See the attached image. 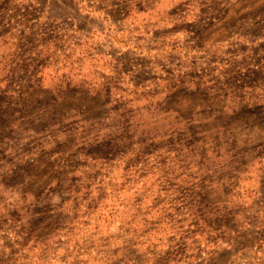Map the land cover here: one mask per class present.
I'll list each match as a JSON object with an SVG mask.
<instances>
[{"label":"rangeland","instance_id":"1","mask_svg":"<svg viewBox=\"0 0 264 264\" xmlns=\"http://www.w3.org/2000/svg\"><path fill=\"white\" fill-rule=\"evenodd\" d=\"M122 1L101 45L0 0V264H264V0Z\"/></svg>","mask_w":264,"mask_h":264},{"label":"crops","instance_id":"2","mask_svg":"<svg viewBox=\"0 0 264 264\" xmlns=\"http://www.w3.org/2000/svg\"><path fill=\"white\" fill-rule=\"evenodd\" d=\"M16 3L18 0H11ZM36 9V17L40 21H53L64 22L72 21L71 28L79 36H87L90 39H94L96 33L103 36V39H94L101 41V45L105 37L112 33L111 23L114 18H117L118 22H122L125 18V13L120 11V7L123 4L122 0H116L112 6L108 7H90L82 0H26ZM172 5L178 3L180 0H171ZM143 9L134 13L136 16H148L152 9L150 6L145 5L142 0ZM119 6V7H118ZM159 11V8H158ZM116 14V16H114ZM78 16L82 17L85 21V27L80 26L77 23ZM109 33V34H108ZM112 41V40H111Z\"/></svg>","mask_w":264,"mask_h":264},{"label":"clouds","instance_id":"3","mask_svg":"<svg viewBox=\"0 0 264 264\" xmlns=\"http://www.w3.org/2000/svg\"><path fill=\"white\" fill-rule=\"evenodd\" d=\"M94 39H103V36L99 33H96L94 36ZM76 55H84V51H83V47L77 49V52L71 57L70 60H64L62 61L63 66L60 67V71L62 72H68L70 75L76 77L77 79H79L81 76H85L87 75V77L89 79H93L95 78V80H99L101 79L99 76V72L93 73L92 69L93 67H95L96 69H98L99 71L105 72L109 75H112V69L110 66L106 65V61L108 59H110L109 57H97L95 61L92 60H87L85 61L84 64V68L83 70H81V68L77 65L76 60H75V56ZM161 85L164 83V81H160ZM129 89H131V85L128 86ZM151 87V85H150ZM117 96H121L122 98H128L130 100V104L132 107H136L137 105H143L145 103H147V97L144 96H140V90H137L135 92L129 90V91H125L122 94L120 92H116ZM139 97V98H137ZM141 111L144 112L145 117L147 116L146 111L141 108ZM141 126H144L143 124H141ZM131 154V153H130ZM120 164L123 163V161H118ZM97 167H100L99 164H97ZM104 172H108L109 174L104 176L103 178V183H105V185L107 184L109 179H112L114 181H119L120 179H122V177L119 175V169L117 170L116 174L113 175L110 170L109 167L107 165L104 166L103 168ZM160 170L159 169H155L154 170V174L153 173H149L148 175L144 176L143 178H140L139 183H135L134 187H132L131 191H126V192H121V198H123L124 195H131L132 192L140 190L142 192H144L146 194V199H145V203H148L151 200V197L156 195V189L157 186L159 184V181H157V177L160 176ZM128 175H138L137 173H134L132 171H129ZM95 187V186H94ZM127 187V186H126ZM117 191L119 190V185L117 184ZM109 191H113L112 189H109ZM165 193L161 192V195H164ZM93 195H95V191H93ZM113 198H110V202ZM117 207H120L119 205H117ZM158 214L155 210L153 211L152 215H156ZM34 251H38V249L34 250ZM44 264H47V262H44Z\"/></svg>","mask_w":264,"mask_h":264}]
</instances>
